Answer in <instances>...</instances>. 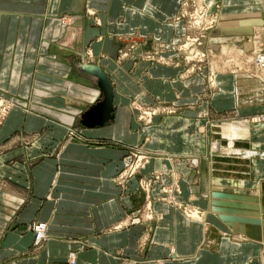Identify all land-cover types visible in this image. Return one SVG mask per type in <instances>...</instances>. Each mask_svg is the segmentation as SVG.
I'll use <instances>...</instances> for the list:
<instances>
[{"label":"crops","instance_id":"obj_1","mask_svg":"<svg viewBox=\"0 0 264 264\" xmlns=\"http://www.w3.org/2000/svg\"><path fill=\"white\" fill-rule=\"evenodd\" d=\"M182 1L0 0V96L25 104L1 135L32 139L16 146L20 165L0 156V264H259L264 160L242 153L264 150V131L248 121L264 108V81L224 68L213 90L206 74L184 75L176 50H163L169 62L139 58L155 52L146 39H174ZM247 2L264 22L262 0H225L223 15ZM87 66L110 80L108 119L100 78ZM136 104L156 107L152 125L139 121ZM136 148L151 157L135 176L128 157ZM172 188L205 223L161 199ZM150 204L162 218L133 221ZM37 223L47 226L41 242Z\"/></svg>","mask_w":264,"mask_h":264},{"label":"rangeland","instance_id":"obj_2","mask_svg":"<svg viewBox=\"0 0 264 264\" xmlns=\"http://www.w3.org/2000/svg\"><path fill=\"white\" fill-rule=\"evenodd\" d=\"M234 1L238 3V0ZM182 2L183 6L179 11L178 16L173 20L175 21L173 24L181 23V27L177 28V30L179 29V31H177L179 33L176 32L177 35H175L174 39L167 43L161 40L146 39L147 43L152 45L154 48L153 51L155 52L150 53L147 51L145 54L139 56V58H144L152 63H162L166 61L169 62L170 57H165L163 50L166 48L172 49L174 51L176 50V52L179 54L178 56L181 60L180 62H183V66L185 67L184 75L189 77L195 74H206L208 85H210V88L213 90L216 89L215 86L217 84L215 83V73H219L218 70H220L222 73L226 72L224 68H227V72L233 75L234 73L244 74L249 75L250 77L259 78V80L264 81V62L260 64L258 61L260 58L264 59V22L259 24V9L257 8L255 2H253V4L251 3L252 5L247 2L248 4L235 6L228 10L231 11L230 13H228L226 10L227 14L225 15H223V13H225L224 6H226L225 0H184ZM259 7H261L260 13L263 16L264 21V0H262V2L259 4ZM73 15L76 16L78 14ZM225 16L226 18H224ZM241 21L246 22V25L239 28L229 25L230 22L236 23ZM72 23L73 18L70 17L62 21L63 25H67V29L72 25ZM229 26H231V28H229ZM219 28H221L223 34L227 35L226 38L217 37L216 32ZM210 33L211 36H209ZM239 36L244 37L245 40L240 41L238 39ZM224 39H226L225 43L231 42L232 44H237L238 42H242L243 44L241 47L243 49L240 48V45H237L239 48L232 47L233 49H230L228 45L225 48L223 45ZM130 45L131 47H134L135 44H126L125 46ZM243 46H246L247 49L245 50ZM214 49L216 51H214ZM158 50H160V52ZM167 52L170 51L168 50ZM229 64H232V66H241L242 68L238 69L240 73L237 72L236 69H234L233 73L229 72ZM214 67L215 69L213 72L212 68ZM23 105L25 104L18 103L13 100H7L0 96V156L5 155L4 157L8 158L7 165L9 167H14L16 163H19L20 165L22 163V158L24 159L23 155H19L20 152L15 151L16 146L24 145L25 147H30L32 143L31 135H22L18 132H13L9 135H1L10 112L22 107ZM134 107L139 114V121L143 125L150 126L153 124L154 115L153 118H149L146 113L153 112L156 107L147 105L140 106V104H136ZM167 108L169 109L167 111L170 112L169 116L176 115L175 113L177 110L174 109L173 104H170ZM151 114L152 113H150V115ZM248 121L253 124L255 123V129L259 132L264 131V108H260L259 113L250 118ZM246 153H242L243 157L245 158L249 157L250 159H259V162L264 160V150L262 149L260 151H247ZM16 154H18V157ZM226 154H233V152L227 151ZM150 157V155L144 154L139 148L131 151L128 161L135 162L137 159V161L134 163V166L132 167V172L137 171L135 176L140 173L142 170L141 168L146 166L150 160ZM193 163L196 165L197 161L194 160ZM24 166L27 169L26 165ZM183 168H186L185 165ZM173 170L170 172V175L175 174ZM144 183L147 184H143L141 188L147 193L144 185H149V181ZM262 184H264V181ZM259 187V190L261 191V184ZM173 191V188L168 189L167 197L165 196L161 199L163 201H167L174 207L176 205L190 222L200 224L205 223V214L201 213L196 208H193L190 204H186L177 200L174 197ZM163 193L165 195V192ZM150 196L153 200L152 192H150ZM149 209L151 210H149L147 213H145V210H141V213L134 215L133 221H136L137 224L144 221L156 223L160 218H162V215L156 213L151 204L149 205ZM215 250L216 248L213 251ZM263 259L264 245L262 254L259 257V264H264Z\"/></svg>","mask_w":264,"mask_h":264},{"label":"water","instance_id":"obj_3","mask_svg":"<svg viewBox=\"0 0 264 264\" xmlns=\"http://www.w3.org/2000/svg\"><path fill=\"white\" fill-rule=\"evenodd\" d=\"M84 70L97 75L100 78V84L104 93L105 101L101 104L104 106L106 111V117L111 115L113 111V93H112V86L108 76L104 73V71L99 67L94 66H87ZM91 115L95 114V109L90 111Z\"/></svg>","mask_w":264,"mask_h":264},{"label":"built area","instance_id":"obj_4","mask_svg":"<svg viewBox=\"0 0 264 264\" xmlns=\"http://www.w3.org/2000/svg\"><path fill=\"white\" fill-rule=\"evenodd\" d=\"M150 113L153 114V112L146 113L149 118H151V116H152V114L150 115ZM136 161H137V159H136ZM133 166H134V164L130 167V175H134L137 172V171L132 172ZM45 231H47V226L45 223H37L36 225L33 226V232L35 233V238H36L37 242H41L43 239H45Z\"/></svg>","mask_w":264,"mask_h":264},{"label":"bare ground","instance_id":"obj_5","mask_svg":"<svg viewBox=\"0 0 264 264\" xmlns=\"http://www.w3.org/2000/svg\"><path fill=\"white\" fill-rule=\"evenodd\" d=\"M258 61H259L260 64H262V62H264V59L260 58ZM46 234H47V231H45V237H46ZM263 261H264V259H263Z\"/></svg>","mask_w":264,"mask_h":264}]
</instances>
